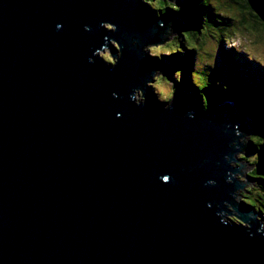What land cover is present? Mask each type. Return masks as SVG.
Listing matches in <instances>:
<instances>
[{"label":"water","instance_id":"1","mask_svg":"<svg viewBox=\"0 0 264 264\" xmlns=\"http://www.w3.org/2000/svg\"><path fill=\"white\" fill-rule=\"evenodd\" d=\"M169 29L143 0H0V264H264L246 126L146 87Z\"/></svg>","mask_w":264,"mask_h":264},{"label":"trees","instance_id":"2","mask_svg":"<svg viewBox=\"0 0 264 264\" xmlns=\"http://www.w3.org/2000/svg\"><path fill=\"white\" fill-rule=\"evenodd\" d=\"M159 3V7L156 0L147 4L158 18L170 22V29L164 33L158 50L152 49L153 57L161 60L164 68L155 79L168 77L173 86L170 89L155 86L153 91L163 102L185 92L197 97L204 109L211 108V104L214 108L231 105L236 117L247 121L250 136L240 140L247 148L244 151L250 154L242 160L247 162L250 157L256 161L248 177L257 179L258 190L240 196L245 204L257 207L264 215V63L233 42L239 33L254 35L251 37L256 43L264 42V0H229L225 10L214 0H159ZM174 3L179 12L170 6ZM174 20L180 25L175 35ZM209 41L216 43L213 53L206 51ZM115 57L110 54L104 59L113 63ZM164 63L169 67L167 74Z\"/></svg>","mask_w":264,"mask_h":264},{"label":"rangeland","instance_id":"3","mask_svg":"<svg viewBox=\"0 0 264 264\" xmlns=\"http://www.w3.org/2000/svg\"><path fill=\"white\" fill-rule=\"evenodd\" d=\"M214 2L215 3H217V4H220L221 5V8H222V10H225V8L227 7V4H230L229 3V0H214ZM227 3V4H226ZM222 5H225V7L224 6H222ZM163 20H166V19H164L163 18ZM174 21H176L177 22V26L175 27V29H174V35L179 31V29H180V25H179V21H177V20H174ZM110 23H104L103 24V28H105V29H109V30H111V31H114V29H115V27L114 26H112V28H109L108 27V25H109ZM246 36V37H245ZM251 36H254V35H251ZM250 35H247V34H243V33H239L236 37H234V40H233V42H234V45H236V46H240V47H245V49L248 51V54L250 55V56H254V58H256V59H258L261 63H264V42L262 43V41H259V43H256L255 41H254V39L251 37ZM110 41V44L112 45V47H114V48H116L117 50H118V48H119V45L117 44V42L116 41H114V40H109ZM163 43H156V44H150V45H147V46H145L144 47V51H146V52H149V54L150 55H152V49H156V50H158V48L162 45ZM215 47H216V43H214L213 41H209L208 42V44H207V46L205 47L206 48V51H208V52H210L211 51V53H213V51H214V49H215ZM113 53V52H112ZM98 54L101 56V58H103L104 59V56L105 55H107V56H110V54H111V52H110V48H105V49H103V50H100L99 52H98ZM116 55H117V58L119 57V55H120V51H117V53H116ZM153 56V55H152ZM117 58H115V59H112L111 61L113 62V63H115L116 61H117ZM157 64H160L161 65V63H162V61L160 60H154ZM208 62H210L209 60H208ZM163 64V63H162ZM164 65H166L165 63H164ZM168 67V66H167ZM167 73H169V67H168V69H167V71L164 73V74H167ZM154 75H155V77H153L152 78V80L151 81H149V82H147L146 83V86L148 87V89L149 90H154L153 88L155 87V86H159V87H161V88H166V89H170V88H172V86H173V84L172 83H170V81L168 80V77H166V78H164V79H159L158 81H157V79H155V78H157L159 75H160V71L159 72H157V73H154ZM165 90V89H164ZM154 92V91H153ZM185 94V93H184ZM166 95V94H165ZM186 95L187 96H191V97H193L194 98V96L192 95V93H190V94H188V93H186ZM176 96V95H175ZM175 96H173L172 97V100H170V101H168V102H165V103H167V105L166 106H168V105H170V103L171 102H174L175 101ZM135 98L137 99L136 101L137 102H139V101H141L143 98H144V96H143V92H142V90H137L136 91V93H135ZM159 99V98H158ZM160 100V99H159ZM161 101H164V100H161ZM229 106V108H230V115H231V117H234V118H238L239 119V122H240V124L241 125H245L246 126V131H245V135L246 136H248V132H249V127H248V123H247V121L244 119V118H242V117H236V112H235V110H233V106H231V105H228ZM250 136V135H249ZM242 139V138H241ZM242 141V140H241ZM247 149V148H246ZM250 154V151H248V150H246V151H239V152H237V154H236V160H238V161H241V162H245V161H243L242 160V158L243 157H246V156H248ZM254 162V163H253ZM255 162L256 161H253V159H251L250 157H249V161H247V162H245L246 163V166H245V169H244V172H243V170L240 172V173H237L238 175H236L235 177V179H237L238 181H241V182H244V183H247V179H248V181L249 182H251V184H248V185H246V186H244L243 188H240L239 190H238V198H237V201H238V203H241V201L244 199L243 197H241L240 195L242 194V193H244V192H249V191H253V192H256L255 190H258V187H257V179L255 178V179H251V178H249L248 177V174H250V172L253 170V168L255 167ZM240 166V163L239 162H237V161H234L233 163H232V166L233 167H237V166ZM247 177V179H246V177ZM251 188V189H250ZM230 209H232L231 207H229ZM257 208V207H256ZM234 216L233 215H228V213H227V215H226V218L225 219H227V218H232V219H235V218H233Z\"/></svg>","mask_w":264,"mask_h":264},{"label":"snow or ice","instance_id":"4","mask_svg":"<svg viewBox=\"0 0 264 264\" xmlns=\"http://www.w3.org/2000/svg\"><path fill=\"white\" fill-rule=\"evenodd\" d=\"M146 2L149 3V4H151V3H153V0H146ZM156 6H157V7L161 6L160 3H159V0H156ZM170 6H171L172 8H174V9H176L177 12L180 11V8H179V6H178L177 4L174 3V4H171ZM56 27H57V28H60L61 25L57 24ZM108 27H109V28H112V24H109ZM87 30H88V29L85 27V28H84V31H87ZM206 103H207V101H205V104H206ZM262 142H264V141H262ZM164 179L167 180L168 178L165 177Z\"/></svg>","mask_w":264,"mask_h":264},{"label":"bare ground","instance_id":"5","mask_svg":"<svg viewBox=\"0 0 264 264\" xmlns=\"http://www.w3.org/2000/svg\"><path fill=\"white\" fill-rule=\"evenodd\" d=\"M115 30V29H114ZM155 94H156V92H154ZM144 94L146 95V92L144 91ZM157 95V94H156ZM137 100V99H136ZM143 102H141V104H143L144 103V100H142ZM138 104H139V102H138ZM187 105V104H186ZM236 175H238L237 173H236ZM235 175V176H236Z\"/></svg>","mask_w":264,"mask_h":264},{"label":"clouds","instance_id":"6","mask_svg":"<svg viewBox=\"0 0 264 264\" xmlns=\"http://www.w3.org/2000/svg\"><path fill=\"white\" fill-rule=\"evenodd\" d=\"M158 71H160V70H158ZM158 71H157V72H158ZM157 72H156V73H157ZM146 87H147V86H146ZM139 90H141V89H139ZM136 91H137V90H136ZM234 176H235V175H234ZM235 178H236V177H235Z\"/></svg>","mask_w":264,"mask_h":264}]
</instances>
